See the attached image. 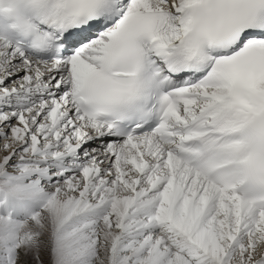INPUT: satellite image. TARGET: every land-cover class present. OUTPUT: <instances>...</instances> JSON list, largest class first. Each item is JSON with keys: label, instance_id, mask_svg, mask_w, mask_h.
Here are the masks:
<instances>
[{"label": "snow or ice", "instance_id": "snow-or-ice-1", "mask_svg": "<svg viewBox=\"0 0 264 264\" xmlns=\"http://www.w3.org/2000/svg\"><path fill=\"white\" fill-rule=\"evenodd\" d=\"M0 264H264V0H0Z\"/></svg>", "mask_w": 264, "mask_h": 264}]
</instances>
